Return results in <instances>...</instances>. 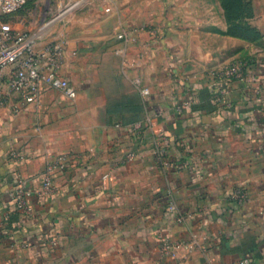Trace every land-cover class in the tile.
<instances>
[{
  "label": "crops",
  "instance_id": "crops-1",
  "mask_svg": "<svg viewBox=\"0 0 264 264\" xmlns=\"http://www.w3.org/2000/svg\"><path fill=\"white\" fill-rule=\"evenodd\" d=\"M46 2L28 0L5 19L16 33L36 37V51L65 45L60 74L77 96L47 91L36 111L22 94H7L8 70L0 71L7 94L0 107V264H264V53L221 94L207 51L193 54L188 44L196 24L190 0H52L65 12L48 19ZM147 27L158 29L157 39L145 31L134 44L118 37ZM137 79L150 91L149 104ZM153 110L164 113L172 170L151 152ZM138 122L146 125L140 136L117 127ZM130 151L136 158L126 163ZM58 154L70 160L56 194L34 198L30 216L16 211V172L36 186ZM237 188L246 191L244 205L231 197ZM171 203L189 214L184 223L175 222ZM161 236L193 248L174 263L161 252Z\"/></svg>",
  "mask_w": 264,
  "mask_h": 264
},
{
  "label": "built area",
  "instance_id": "built-area-1",
  "mask_svg": "<svg viewBox=\"0 0 264 264\" xmlns=\"http://www.w3.org/2000/svg\"><path fill=\"white\" fill-rule=\"evenodd\" d=\"M27 3L28 0H0V71L4 69L8 70L7 94H22L24 101L29 105H33L35 110L38 111L47 91H60L67 98L75 99L77 90L69 80L60 74V69L63 67L66 57V47L62 42H50L41 51H36L34 49L36 37L27 33H16L11 23L5 20L8 16L21 11ZM57 17L46 22L42 26V29L48 28ZM144 31L154 39H157L159 36L158 29L155 27H147L136 28L131 32H122L118 37L127 43L134 44L137 43L139 34ZM247 74L248 64L240 62L233 63L223 69L214 70L209 73V77L215 85L222 86L220 93L224 94L226 88L233 81H243L246 79ZM135 83L140 86L139 79ZM140 92L144 101L149 104V89L141 88L140 86ZM4 94L0 91V107L5 104L7 94ZM185 104L189 105L191 102L188 101ZM183 111L184 105L176 108L178 114H182ZM163 115L164 113L162 111L156 110H153L149 114L147 124L154 127L156 137L151 152L158 166L166 170H172L177 168V165L170 157L169 148L172 139L167 134L164 123H162ZM117 127L123 130L127 129L128 133H135V135L140 136L145 130L146 125L138 122L131 124L128 128L121 124H118ZM50 158V161L46 163L45 169L39 178L40 182L36 186H28L21 173L16 172L17 183L11 193V197L15 210L21 212L23 215H32L34 198H52L56 194V180L68 170L70 155L58 154ZM135 158L136 152L130 151L125 154L123 160L126 163H130ZM112 179L111 174L104 175L103 183L105 189L111 188L109 182ZM231 197L239 205H244L248 200L246 191L242 188L234 189ZM169 210L176 215L175 222L177 223H184L189 215L179 209L175 203L170 204ZM160 246L164 257L174 263L182 249L190 252L193 248L184 241L163 236H161Z\"/></svg>",
  "mask_w": 264,
  "mask_h": 264
},
{
  "label": "rangeland",
  "instance_id": "rangeland-1",
  "mask_svg": "<svg viewBox=\"0 0 264 264\" xmlns=\"http://www.w3.org/2000/svg\"><path fill=\"white\" fill-rule=\"evenodd\" d=\"M190 1L189 16L196 24L191 27L193 32L189 31L194 41L188 44L193 54L199 49L207 51L208 64L214 67L212 71L233 63H253L263 55L262 0ZM41 8L46 19L63 12V8L54 7L52 0H47Z\"/></svg>",
  "mask_w": 264,
  "mask_h": 264
},
{
  "label": "trees",
  "instance_id": "trees-1",
  "mask_svg": "<svg viewBox=\"0 0 264 264\" xmlns=\"http://www.w3.org/2000/svg\"><path fill=\"white\" fill-rule=\"evenodd\" d=\"M121 124V123H120ZM122 125V124H121Z\"/></svg>",
  "mask_w": 264,
  "mask_h": 264
}]
</instances>
